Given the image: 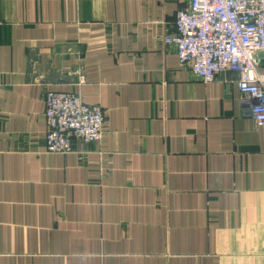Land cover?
I'll return each instance as SVG.
<instances>
[{"label": "crops", "instance_id": "obj_1", "mask_svg": "<svg viewBox=\"0 0 264 264\" xmlns=\"http://www.w3.org/2000/svg\"><path fill=\"white\" fill-rule=\"evenodd\" d=\"M189 3L0 0V264H264V126L164 40ZM47 90L102 140L49 152Z\"/></svg>", "mask_w": 264, "mask_h": 264}, {"label": "built area", "instance_id": "obj_2", "mask_svg": "<svg viewBox=\"0 0 264 264\" xmlns=\"http://www.w3.org/2000/svg\"><path fill=\"white\" fill-rule=\"evenodd\" d=\"M176 47L181 63L206 82L224 70L238 72L242 95L251 100L250 114L264 126V0H190L176 16V31L164 36ZM46 147L68 153L73 141H100L105 110L80 94L47 90Z\"/></svg>", "mask_w": 264, "mask_h": 264}]
</instances>
